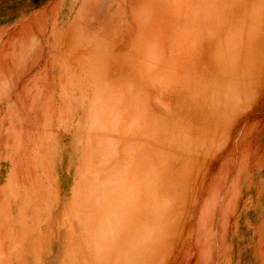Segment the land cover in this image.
<instances>
[{
    "label": "rangeland",
    "instance_id": "obj_1",
    "mask_svg": "<svg viewBox=\"0 0 264 264\" xmlns=\"http://www.w3.org/2000/svg\"><path fill=\"white\" fill-rule=\"evenodd\" d=\"M0 264H264V0H0Z\"/></svg>",
    "mask_w": 264,
    "mask_h": 264
},
{
    "label": "crops",
    "instance_id": "obj_2",
    "mask_svg": "<svg viewBox=\"0 0 264 264\" xmlns=\"http://www.w3.org/2000/svg\"><path fill=\"white\" fill-rule=\"evenodd\" d=\"M226 195V198H227V200H230V202H232V199L234 198V195L231 197V198H229V194H225ZM231 204V203H230ZM229 204V205H230ZM228 214V212H226V214L225 215H223V218H224V220H226V215ZM216 216V215H215ZM205 226V225H204ZM218 225H217V223H216V225H207V226H205V228H216Z\"/></svg>",
    "mask_w": 264,
    "mask_h": 264
}]
</instances>
